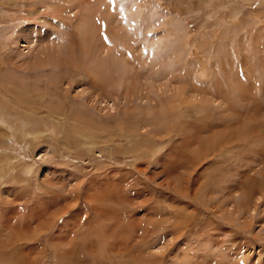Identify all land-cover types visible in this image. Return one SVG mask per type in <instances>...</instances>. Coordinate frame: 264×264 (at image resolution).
I'll use <instances>...</instances> for the list:
<instances>
[{
    "label": "rangeland",
    "instance_id": "1",
    "mask_svg": "<svg viewBox=\"0 0 264 264\" xmlns=\"http://www.w3.org/2000/svg\"><path fill=\"white\" fill-rule=\"evenodd\" d=\"M0 264H264V0H0Z\"/></svg>",
    "mask_w": 264,
    "mask_h": 264
},
{
    "label": "bare ground",
    "instance_id": "2",
    "mask_svg": "<svg viewBox=\"0 0 264 264\" xmlns=\"http://www.w3.org/2000/svg\"><path fill=\"white\" fill-rule=\"evenodd\" d=\"M29 34V33H28ZM43 60H44V58H43Z\"/></svg>",
    "mask_w": 264,
    "mask_h": 264
}]
</instances>
